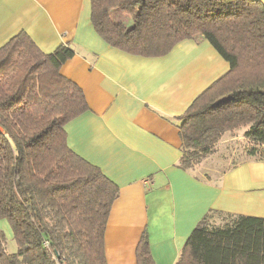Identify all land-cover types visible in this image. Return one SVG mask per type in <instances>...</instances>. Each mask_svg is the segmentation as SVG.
Returning <instances> with one entry per match:
<instances>
[{
    "label": "trees",
    "instance_id": "trees-1",
    "mask_svg": "<svg viewBox=\"0 0 264 264\" xmlns=\"http://www.w3.org/2000/svg\"><path fill=\"white\" fill-rule=\"evenodd\" d=\"M91 23L109 45L161 56L205 38L228 70L180 116L179 165L211 154L225 132L243 130L247 157L264 160V4L260 0H90ZM119 11L131 24L114 19ZM66 44L44 53L24 33L0 47V264H106L104 234L118 188L66 143L65 123L87 110L81 88L60 73ZM206 214L175 264H264V217ZM137 264H155L144 233Z\"/></svg>",
    "mask_w": 264,
    "mask_h": 264
},
{
    "label": "crops",
    "instance_id": "crops-1",
    "mask_svg": "<svg viewBox=\"0 0 264 264\" xmlns=\"http://www.w3.org/2000/svg\"><path fill=\"white\" fill-rule=\"evenodd\" d=\"M90 9V0H0V47L24 33L44 53L73 50L60 73L88 108L65 123L66 143L118 188L106 264H137L144 233L154 263L175 264L206 214L264 217V160L246 157L210 179L179 165L180 116L228 62L201 36L154 58L122 51L96 33Z\"/></svg>",
    "mask_w": 264,
    "mask_h": 264
},
{
    "label": "rangeland",
    "instance_id": "rangeland-1",
    "mask_svg": "<svg viewBox=\"0 0 264 264\" xmlns=\"http://www.w3.org/2000/svg\"><path fill=\"white\" fill-rule=\"evenodd\" d=\"M114 19L122 20L126 25L131 24V18L129 15L122 14L119 11L113 13ZM243 130L237 129L225 132L218 144L215 145V149L211 154L203 157L198 162L193 163L188 167V170L201 175L204 178L210 179L217 177L221 171L227 169L231 165L240 162L245 159L246 150L250 148L248 142L243 138ZM226 216H209V223L214 225L223 224L227 221ZM5 226L2 229L8 230L11 228L5 219H0ZM6 237V249L10 252H15L17 249L13 236L5 232Z\"/></svg>",
    "mask_w": 264,
    "mask_h": 264
},
{
    "label": "built area",
    "instance_id": "built-area-1",
    "mask_svg": "<svg viewBox=\"0 0 264 264\" xmlns=\"http://www.w3.org/2000/svg\"><path fill=\"white\" fill-rule=\"evenodd\" d=\"M55 264H62V262L60 263V262H57V261H56V263H55Z\"/></svg>",
    "mask_w": 264,
    "mask_h": 264
}]
</instances>
